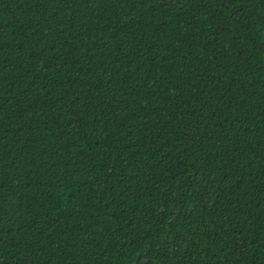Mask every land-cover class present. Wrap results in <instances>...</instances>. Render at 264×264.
<instances>
[{
    "label": "trees",
    "instance_id": "1",
    "mask_svg": "<svg viewBox=\"0 0 264 264\" xmlns=\"http://www.w3.org/2000/svg\"><path fill=\"white\" fill-rule=\"evenodd\" d=\"M0 264H264V0H0Z\"/></svg>",
    "mask_w": 264,
    "mask_h": 264
}]
</instances>
